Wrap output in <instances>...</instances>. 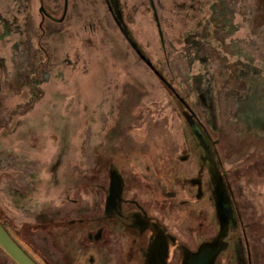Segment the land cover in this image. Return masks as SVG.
Listing matches in <instances>:
<instances>
[{
	"label": "rangeland",
	"instance_id": "rangeland-1",
	"mask_svg": "<svg viewBox=\"0 0 264 264\" xmlns=\"http://www.w3.org/2000/svg\"><path fill=\"white\" fill-rule=\"evenodd\" d=\"M0 214L40 264H264V0H0Z\"/></svg>",
	"mask_w": 264,
	"mask_h": 264
},
{
	"label": "trees",
	"instance_id": "trees-1",
	"mask_svg": "<svg viewBox=\"0 0 264 264\" xmlns=\"http://www.w3.org/2000/svg\"><path fill=\"white\" fill-rule=\"evenodd\" d=\"M111 10L112 13L114 15V18L116 20V22H118V15L116 14L117 12L115 11V8L113 7V5L111 6ZM138 53V52H137ZM140 53V52H139ZM138 53V54H139ZM140 57L148 64V66L153 69V71L156 73V75L158 76V78L161 80V82L164 84V86L171 92V93H176L177 90H175L174 86L163 76V74L158 71L157 69H155V67L152 65V63L147 60L143 55H141V53L139 54ZM179 99V101L183 104L184 108H185V117L188 120V122L191 124V122H193L194 126L192 125V127H196L200 130H196V133H198L199 135H202L204 131L203 126L201 124V122L199 121L196 113L194 112V110L189 106V104H187V102L185 101V98L176 95ZM198 131V132H197ZM0 222L4 225V227L9 231V233L12 235V237L17 241V243L36 261L37 264H40L33 255H31V253L29 251H27V249L20 243V241L16 238V236L11 232L7 221L5 220L3 214H0Z\"/></svg>",
	"mask_w": 264,
	"mask_h": 264
},
{
	"label": "water",
	"instance_id": "water-1",
	"mask_svg": "<svg viewBox=\"0 0 264 264\" xmlns=\"http://www.w3.org/2000/svg\"><path fill=\"white\" fill-rule=\"evenodd\" d=\"M112 191H118L120 179L112 175ZM0 246L17 264H37L36 261L17 243L9 231L0 222Z\"/></svg>",
	"mask_w": 264,
	"mask_h": 264
},
{
	"label": "flooded vegetation",
	"instance_id": "flooded-vegetation-1",
	"mask_svg": "<svg viewBox=\"0 0 264 264\" xmlns=\"http://www.w3.org/2000/svg\"><path fill=\"white\" fill-rule=\"evenodd\" d=\"M219 199H220V209H221V213L225 212V210L228 208V199H227V196L225 195V193H222L219 195ZM132 209H127V211H122V212H119L118 214V226L120 227V232H123L125 230V223L121 220V219H125L129 216V214H131L132 216ZM131 219V218H130Z\"/></svg>",
	"mask_w": 264,
	"mask_h": 264
}]
</instances>
